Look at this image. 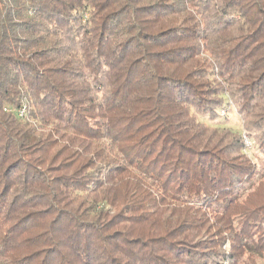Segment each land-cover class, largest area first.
I'll return each mask as SVG.
<instances>
[{
    "label": "trees",
    "instance_id": "16d2710c",
    "mask_svg": "<svg viewBox=\"0 0 264 264\" xmlns=\"http://www.w3.org/2000/svg\"><path fill=\"white\" fill-rule=\"evenodd\" d=\"M224 263L264 264V0H0V264Z\"/></svg>",
    "mask_w": 264,
    "mask_h": 264
},
{
    "label": "rangeland",
    "instance_id": "374dc122",
    "mask_svg": "<svg viewBox=\"0 0 264 264\" xmlns=\"http://www.w3.org/2000/svg\"><path fill=\"white\" fill-rule=\"evenodd\" d=\"M226 103H229V111L225 109L219 111L220 116H222V118H226V125L231 128L233 132H236L241 136L242 141L245 145L247 156H249L254 163L260 164V161L258 160V158H256V156H258V152L253 149V143L248 139L246 134L247 129L245 127V124L248 123L249 120H247L243 114L234 109L233 104L230 102V100L226 101ZM222 250L227 252L229 250V246H223Z\"/></svg>",
    "mask_w": 264,
    "mask_h": 264
},
{
    "label": "built area",
    "instance_id": "2783aa9c",
    "mask_svg": "<svg viewBox=\"0 0 264 264\" xmlns=\"http://www.w3.org/2000/svg\"><path fill=\"white\" fill-rule=\"evenodd\" d=\"M17 113H18V116H21L24 113V110H19Z\"/></svg>",
    "mask_w": 264,
    "mask_h": 264
}]
</instances>
